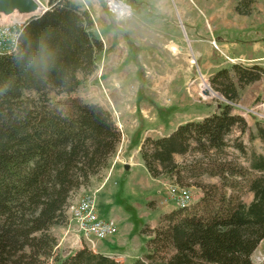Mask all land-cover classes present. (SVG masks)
Returning a JSON list of instances; mask_svg holds the SVG:
<instances>
[{
    "label": "trees",
    "instance_id": "obj_1",
    "mask_svg": "<svg viewBox=\"0 0 264 264\" xmlns=\"http://www.w3.org/2000/svg\"><path fill=\"white\" fill-rule=\"evenodd\" d=\"M253 0H239L240 15L252 13ZM245 8H244V7ZM82 4L49 0L41 13L25 20L17 49L0 54V264H50L55 259V225L68 222L67 209L82 187L108 166L122 133L112 112L100 103L70 99L53 104L50 91L73 93L98 70L105 42ZM264 78V65L234 63L210 81L229 102L239 87ZM248 127L246 118L226 104L201 121L178 125L169 135L148 136L140 154L149 173L180 178L175 156L196 143L222 150L232 129ZM264 142V123L257 122ZM243 151L244 146L239 145ZM248 168L209 164L222 188L198 184L203 195L194 204L165 213L151 229L149 251L135 264H253L264 239V153L253 152ZM212 165V166H210ZM253 172L252 174H250ZM249 182L254 199L246 203L228 194L229 179ZM184 185L183 183H180ZM233 185L231 184V187ZM59 264H121L88 246Z\"/></svg>",
    "mask_w": 264,
    "mask_h": 264
},
{
    "label": "rangeland",
    "instance_id": "obj_2",
    "mask_svg": "<svg viewBox=\"0 0 264 264\" xmlns=\"http://www.w3.org/2000/svg\"><path fill=\"white\" fill-rule=\"evenodd\" d=\"M41 1L46 7L49 6V0ZM125 2L131 5L132 13L119 19L109 8L107 0H102L106 12L114 22V31L122 34L123 37L119 38H123L125 46H128L127 53L124 52V55L119 57L113 55L108 57L111 51L104 50L98 57V70L87 78L80 75L82 82L75 92L50 91L48 94L53 104L75 98L87 103H100L112 112L122 138L116 152L109 159L108 166L94 176V182L102 183L104 180V184L94 193L90 189L91 182L89 186L78 190L72 201L86 195L94 196L97 212L102 213L105 219H115L118 229L108 238L89 240L78 230L67 212L68 222L51 228V232L58 239V245L54 256L57 260L51 259L50 264H59L58 260L85 245L94 247L106 255L115 253L124 256V264H135L149 251L148 243L153 233L151 229H148L146 234L143 230L146 227H157L165 213L179 208L175 202L169 201L171 197L168 188L172 184L183 183L182 186L188 187L193 198L191 204H194L203 195L198 184L222 186L219 175L205 172L209 164L216 166L214 170H219L221 167L219 164L223 163H230L237 168L241 166L248 168V160L253 152L264 153V142L256 136L257 122L264 123V78L239 87V98L229 102L212 86L209 77L200 74L193 57H190L191 62L188 64L185 59L187 51L191 53L192 49L197 50L201 47L206 52L203 60L199 62L202 72L209 71L204 63L222 61V58L218 57L220 49L218 31L226 29L231 35L234 33L236 36L239 35L238 25L244 24L240 22L244 19L236 11L239 0H125ZM251 8L254 15L247 18L248 25L245 27L244 39L248 41L253 39L251 23L256 25L259 37L262 36L260 34H264V0H253ZM41 12L42 10L34 13L16 11L12 14H1L0 22H8L14 18L28 20ZM94 12L97 21L103 25L102 31L108 34L112 41L111 28L105 25V15L96 8ZM94 30L102 38L96 25ZM194 36L198 38V43L194 41ZM172 42L184 46V52L175 53L178 64L176 71L171 70L169 66L174 64V58H171L174 53L169 47ZM115 44L116 41L111 48H116ZM261 44L264 47V41ZM254 45L244 43V51L253 52ZM116 50L113 49L112 53ZM212 51L216 54L215 57L208 55ZM263 51L264 49L260 53H264ZM117 53L121 54L120 51ZM227 66L228 64L226 66L216 64L210 71L215 73ZM170 71L172 76L167 75L168 81L165 85L163 83L165 74ZM156 72L163 78L160 82L154 76ZM204 82L208 83L210 90L216 95H210L208 91L202 89L201 85ZM175 93L179 103L177 111L170 113L162 109L157 111L152 109L154 104L160 106L158 99ZM183 95L189 98L188 103H193L192 106L186 108L180 105L183 102ZM226 104L232 106L234 114L246 118L248 122L246 130L242 131L240 127L235 126L228 134L227 145L222 150H205L202 145L194 143L186 154H177L175 159L179 164L182 182H177L178 176L168 175L157 177L164 179L162 184L154 181L140 154L144 140L148 136L169 135L174 131L172 129L178 127L177 124L192 119L201 121L206 116L220 112ZM150 110H154V113L150 114ZM192 111L193 115L189 114ZM166 119L168 123H165ZM239 145L244 146V151L238 147ZM126 164L129 165L128 169ZM229 185L228 194L238 195L246 203L252 201L254 193L249 190L247 180L230 178ZM166 204H170L168 206L172 210L163 213Z\"/></svg>",
    "mask_w": 264,
    "mask_h": 264
},
{
    "label": "crops",
    "instance_id": "obj_3",
    "mask_svg": "<svg viewBox=\"0 0 264 264\" xmlns=\"http://www.w3.org/2000/svg\"><path fill=\"white\" fill-rule=\"evenodd\" d=\"M72 1L84 5L90 11L91 15L93 16L95 25L97 26V29L99 30L103 41H105V50L106 51H111L109 53L108 57L111 56V55H113V57H119V56L124 55V52L127 53V50H128L127 47L128 46H125V40L123 38H119L120 36H122V34L119 31H114V28H113L114 22L112 21L111 17H109L108 13L106 12V9H105V7H104V5L102 3V0H72ZM116 1L126 5L128 7H130V9L132 10L131 5H129L127 2H125V0H116ZM94 8H96L99 12H101L103 15H105V25H109L110 28H111L112 41L110 40V36H108V34H106V33H104L102 31L103 30V25L97 21L96 15H95V12H94ZM253 15H254V13H251L250 15H244V16L243 15H239V16H241L244 19V20H240V22H242L244 24L240 25V26L237 24L238 25L237 29H238V31H240L238 36H236L235 33L233 35L229 34V32L226 29L222 30V31H218L217 38H218V42H219L218 44H219V48H220L218 50V53H219L218 57H221L222 61H219L220 63H213V62H209V61L204 63V66L209 70L207 73L201 71V65L199 64V62H201L203 60V57L206 55V52L203 51L201 47H198L197 50H193L192 49L191 53L189 51H187V53H185V59H186L187 64L189 62H191V58L190 57H193L192 59L195 60L196 65L199 68L200 74H202L204 76H207L209 78L214 74V72L213 71L211 72L210 70H211V68L213 66H216V64H219V66H223V65L226 66L228 64V66L226 68L231 67L234 63H237V62H242V63H245V64L258 63V64H261V65H264V53H260L262 51V49H264V47L261 44L264 41V34H260V35H262V36H260L261 37L260 38L259 34H258L259 32H257L256 25L251 23L250 24V27H251L250 29L252 30L251 32L253 34V36H252L253 39L250 40V41L244 39V38H246L245 27H247V25H248L246 20H247V18H252ZM118 18L121 19L119 16H118ZM122 18H124V17H122ZM103 33H104V35H103ZM213 37H214V34H213ZM194 38H195L194 41L197 42L198 38L196 36H194ZM115 41H116V44H115L116 48H111V45ZM244 43H249V44L250 43H254L255 45L253 46L254 47L253 48V52L244 51L245 50L244 47H243ZM169 47L171 48V51L174 53V55H172V57H171V58H174L173 59L174 64L173 65L170 64L169 66H170L171 70H175L176 71V67L178 66V64L176 63L177 56H175V53L177 51L184 52V48H183L184 46H182L181 44H179L177 42H172L169 45ZM173 47H175V48H173ZM113 49H117V50L115 52L113 51L114 53H112ZM119 51L121 52V54L117 53ZM208 55L209 56L212 55V57H215L216 54L212 51V53H210ZM146 66L148 68H151L148 65H146ZM172 66H173V69H172ZM193 69H191L192 72H193ZM158 73L159 72H156V75H154V74H151V75L156 76L155 78L160 82L162 77H160V75ZM167 75H169V77H171L172 76L171 71L169 73L165 74V78H164L165 80L163 81L164 84L165 83L167 84V81H168V80H166L167 79ZM162 80H163V78H162ZM158 100H159L158 104L160 106H157V105L154 104L152 106L153 107L152 109H154L156 111L158 109H162V110H165L166 112H170V113H172L171 111H177L178 110L179 103H178L177 93H175L173 95H168V96L165 95V96L161 97V99H158ZM182 100H183V102L180 103V105H182V107L188 108V107L193 105V103H188V102H190V100H189V98L186 95H183ZM154 110H150L149 113L150 114L154 113ZM189 114L193 115V111L190 112ZM192 121H193V119H192ZM166 122L168 123L167 119L165 120V123ZM176 126H178V124ZM172 130H175V129H172ZM126 166H127V164H126ZM94 179H95V177H92V179H91L92 183H91L90 189L93 190V192L95 193V192H98L100 190V188L103 186L104 180L102 181V183H98V182H94ZM152 179L154 181H156L158 184L159 183L162 184V182L164 180L163 178H155L153 176H152ZM160 192H162V190ZM169 199H170L169 201L174 202L171 198H169ZM253 199H254V196H253ZM165 201H168V200H165ZM166 205L167 206H165L166 208H164L163 213L169 212V211L172 210V208H170L168 206L170 204H166ZM158 206H159V204H158ZM163 213H161V215ZM98 214H99V216L101 218H105L104 216H102L103 215L102 213L101 214L98 213ZM161 215H160V217H161ZM111 219H113V218H111ZM92 248H93L94 251L99 252L98 250H96V248H94V247H92ZM263 248H264V239L261 241V243L259 244V246L255 250V252L253 253V256H252L253 264H257L256 256ZM108 255L116 258L118 261H121L123 264L125 262L124 261L125 260L124 256L117 255L115 253H109Z\"/></svg>",
    "mask_w": 264,
    "mask_h": 264
},
{
    "label": "built area",
    "instance_id": "obj_4",
    "mask_svg": "<svg viewBox=\"0 0 264 264\" xmlns=\"http://www.w3.org/2000/svg\"><path fill=\"white\" fill-rule=\"evenodd\" d=\"M107 3L109 8L120 18L126 16L125 12L128 9L124 8L123 10L122 7L114 5L112 0H107ZM46 8L44 5L42 11ZM24 23L25 20L16 18L8 22H0V54L12 53L17 49L20 30ZM168 191L171 199L179 207H185L192 203L193 198L188 187L172 184ZM67 212L71 221L76 223L78 230L89 240L105 239L117 232V222L114 219H105L99 216L94 196L86 195L79 200L72 201ZM256 261L257 264H264V248L257 254Z\"/></svg>",
    "mask_w": 264,
    "mask_h": 264
},
{
    "label": "water",
    "instance_id": "obj_5",
    "mask_svg": "<svg viewBox=\"0 0 264 264\" xmlns=\"http://www.w3.org/2000/svg\"><path fill=\"white\" fill-rule=\"evenodd\" d=\"M43 8L44 5L41 0H0V15L12 14L16 11L34 13ZM126 168L128 169L129 165Z\"/></svg>",
    "mask_w": 264,
    "mask_h": 264
},
{
    "label": "bare ground",
    "instance_id": "obj_6",
    "mask_svg": "<svg viewBox=\"0 0 264 264\" xmlns=\"http://www.w3.org/2000/svg\"><path fill=\"white\" fill-rule=\"evenodd\" d=\"M112 2H113L114 5H116V6L120 7V8L122 7L123 10H124V8L128 9V10L125 12L126 15H130V14L132 13V10L130 9V7H127V6H125V5H122V3L118 2V1H113V0H112ZM173 48H175V47H173ZM201 86H202V89L208 91V93H209L210 95H216L215 92H213V91L210 90L209 85H208L207 82H204Z\"/></svg>",
    "mask_w": 264,
    "mask_h": 264
}]
</instances>
